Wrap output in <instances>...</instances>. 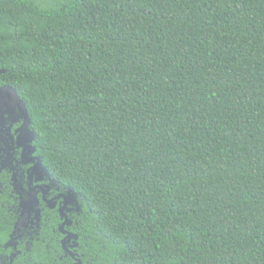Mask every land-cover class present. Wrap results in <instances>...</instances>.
Listing matches in <instances>:
<instances>
[{"label": "trees", "instance_id": "16d2710c", "mask_svg": "<svg viewBox=\"0 0 264 264\" xmlns=\"http://www.w3.org/2000/svg\"><path fill=\"white\" fill-rule=\"evenodd\" d=\"M5 86L74 198L0 123L7 264H264V0H0Z\"/></svg>", "mask_w": 264, "mask_h": 264}, {"label": "water", "instance_id": "95a60500", "mask_svg": "<svg viewBox=\"0 0 264 264\" xmlns=\"http://www.w3.org/2000/svg\"><path fill=\"white\" fill-rule=\"evenodd\" d=\"M17 111H19L20 115L25 118L24 124L22 125V127L19 130V134H18V132L16 133V134H18L17 145H20L19 147H22L21 143H25L22 156L27 158V160H31L30 157L26 156V149H27L26 146H27V142H29L30 143V150L28 151V155H32L33 153L36 152V148L33 145V142L35 140V134L33 131H31L29 129L30 117L26 111V105L21 100V98L19 97V95L17 94V91L15 89H13L12 87H9V86L0 87V123H4L6 118L10 117L12 113H17ZM35 159H36L37 163L31 171V179L33 178L34 172H38L37 170L42 168L41 158L38 156ZM41 180H42V178H41ZM31 193H32L33 197L37 200L36 190L31 189ZM70 199H72V198H70ZM34 201L31 198L28 202H24L23 207L25 208L27 204L32 205L34 203ZM48 203L51 204L50 207L52 209L55 208V204L52 200L48 201ZM67 203H68V200H67V198H65L64 205L62 207H60V209H59L60 215L62 217H65V221L62 224V226L60 227V231L62 233H65L64 227L66 225H71V223L69 222V218L66 216V214L64 212ZM30 208H31V206H30ZM24 214H26L25 211H24ZM23 220L24 219H20L18 221V224L16 225V229L22 223ZM67 235H68L67 239L63 242L64 248H65V245L68 242H70L73 238V236L70 233H67ZM77 264H82V263H81V261H77Z\"/></svg>", "mask_w": 264, "mask_h": 264}, {"label": "flooded vegetation", "instance_id": "af4514ba", "mask_svg": "<svg viewBox=\"0 0 264 264\" xmlns=\"http://www.w3.org/2000/svg\"><path fill=\"white\" fill-rule=\"evenodd\" d=\"M8 118L11 121L10 123L12 124L13 131H14V134H15V144L17 145V136L19 134L20 128L24 124V119L25 118L20 115L19 111H17V113H12L11 116L8 117ZM29 129H30V125H29ZM17 132H18V134H16ZM24 144L25 143H21L22 147H21V149L19 151V154H21V156H22V153H23V150H24ZM19 146L20 145H17V148H20ZM26 147H27L26 156L30 157L31 160H27V158L22 156L23 161L25 160L24 162L25 163H29V164L25 165L21 169L19 174H30L29 175V184H28L29 191L31 192V189H35L36 192H37V199L40 201V203L43 202L44 204H49L48 201L52 200L54 202V204H55V207H56V204H57L58 207H62L64 205L65 198H67L68 203H67V205L65 207L64 212H65L66 216L68 217L69 216L68 214L71 213V211H72V209L69 208L68 205H71L74 202V198L72 196H65L63 193L57 194L56 196L49 198L51 189L49 188V189L46 190V186L43 183L44 182V174H46V170H45V168L43 166H42L41 169L37 170L38 172H34L33 178L31 179V171H32L33 167L37 163L35 158L38 157V155H36V152L33 153L32 155H28V151L30 150V143L29 142H27V146ZM13 151H14V149H12V152ZM41 178H42V180H41ZM70 198H72V199H70ZM50 206H51V204H50ZM65 227H64V230H65ZM67 233H69V232H67ZM70 242H68V246L67 247L70 248V246H71V248H72V245L70 244ZM69 254L72 256L70 251H69Z\"/></svg>", "mask_w": 264, "mask_h": 264}, {"label": "rangeland", "instance_id": "374dc122", "mask_svg": "<svg viewBox=\"0 0 264 264\" xmlns=\"http://www.w3.org/2000/svg\"><path fill=\"white\" fill-rule=\"evenodd\" d=\"M0 264H7V261L0 257Z\"/></svg>", "mask_w": 264, "mask_h": 264}]
</instances>
